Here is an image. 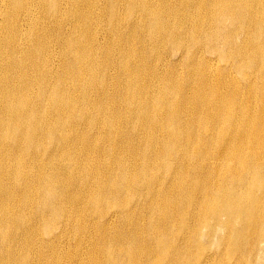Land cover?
<instances>
[{
    "label": "bare ground",
    "instance_id": "bare-ground-1",
    "mask_svg": "<svg viewBox=\"0 0 264 264\" xmlns=\"http://www.w3.org/2000/svg\"><path fill=\"white\" fill-rule=\"evenodd\" d=\"M258 80L264 0H0V264H264Z\"/></svg>",
    "mask_w": 264,
    "mask_h": 264
},
{
    "label": "rangeland",
    "instance_id": "rangeland-1",
    "mask_svg": "<svg viewBox=\"0 0 264 264\" xmlns=\"http://www.w3.org/2000/svg\"><path fill=\"white\" fill-rule=\"evenodd\" d=\"M152 1L155 3V2H157L158 0H152ZM172 60H173V61H172ZM170 61H171V62H178L176 57L170 58ZM254 80H255V79H254ZM258 82L261 83V84H264V81H260V80H258ZM242 84H243V83H242ZM255 100H256L257 104H260L258 98H256Z\"/></svg>",
    "mask_w": 264,
    "mask_h": 264
}]
</instances>
